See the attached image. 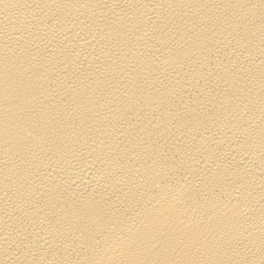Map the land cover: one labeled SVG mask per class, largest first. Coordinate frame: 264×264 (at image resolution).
I'll list each match as a JSON object with an SVG mask.
<instances>
[{
    "label": "bare ground",
    "instance_id": "6f19581e",
    "mask_svg": "<svg viewBox=\"0 0 264 264\" xmlns=\"http://www.w3.org/2000/svg\"><path fill=\"white\" fill-rule=\"evenodd\" d=\"M0 264H264V0H0Z\"/></svg>",
    "mask_w": 264,
    "mask_h": 264
}]
</instances>
